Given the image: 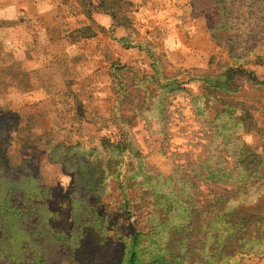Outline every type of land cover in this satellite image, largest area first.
Here are the masks:
<instances>
[{
	"label": "rangeland",
	"instance_id": "374dc122",
	"mask_svg": "<svg viewBox=\"0 0 264 264\" xmlns=\"http://www.w3.org/2000/svg\"><path fill=\"white\" fill-rule=\"evenodd\" d=\"M50 1L57 28L66 32L64 48H70L68 33L75 28L91 24L97 35L79 40L85 41L79 50L70 48L77 56L69 60L52 49V64L60 67L63 61L71 76L66 93L51 99L29 85L38 60L5 63L1 55L6 48L0 43V155L18 167L8 180L0 179V198L15 179L27 182L22 176H32L26 188L9 195L16 215L0 209V226L5 225V232L0 229L5 251L0 250V264H121L128 236L145 230L150 218L147 191L130 187V179L122 188L118 178L109 177L102 190L80 197L74 191L78 166L50 160L45 131L55 132L57 141L81 139L86 145H97L101 136H129L135 164L146 161L151 174H175L178 188L198 184L201 191L193 190L197 205L209 203L223 186L207 182L194 169L218 164L233 171L226 187L237 193L225 198L226 205L257 216L262 239L254 251L236 255L228 264H264V0H227L224 27H219L220 13L211 15L219 12L217 0H211L212 13L201 12L207 0H121L118 15L126 18L125 26L101 12L94 14L93 24L76 2ZM34 2L0 0V29L15 32L19 10L23 24L35 28V13L27 11ZM75 32V39L83 36ZM118 61L127 68L117 75L111 65ZM230 68L252 72L258 81L238 71L229 91L215 88ZM176 80L184 90L162 94L163 88H155ZM120 83L130 94L117 108ZM158 92L162 102L156 109L149 102ZM244 144L262 154L255 177L243 172ZM81 161L87 164L86 158ZM79 212L86 216L83 222ZM214 226L219 223L214 221L208 236H202L205 242Z\"/></svg>",
	"mask_w": 264,
	"mask_h": 264
},
{
	"label": "trees",
	"instance_id": "16d2710c",
	"mask_svg": "<svg viewBox=\"0 0 264 264\" xmlns=\"http://www.w3.org/2000/svg\"><path fill=\"white\" fill-rule=\"evenodd\" d=\"M64 1L65 3L76 2L80 7V11L90 20H93V24H95L94 14L101 12L110 15L118 26L126 25V22L123 21L126 18L122 17V20L118 15L120 13L118 2L121 0ZM122 2L127 4L124 0ZM226 2L227 0H217V4H220L221 7L218 9L219 12L214 14L211 12L214 9L211 0H207V4L201 9V12H211L212 17L220 13L221 24L219 27H224L229 22ZM91 27L92 25L88 24L75 30L82 31L83 37L89 38L97 33L91 30ZM98 27L102 28L101 26ZM214 29H217L216 26ZM111 67L118 75L124 68H127V65H122L118 61L113 62ZM238 71H242L250 78L258 81L252 72L230 68L226 71V80L218 81L215 88L221 91H229L232 85L230 83ZM174 82H166L165 84L161 82L156 84L155 88H163L162 94L185 89L178 80ZM262 83L264 84V82ZM120 86L121 90L116 100L117 108H122L127 103L130 94L127 85L120 83ZM145 87L147 92H150L146 84ZM162 94L158 92L157 95L150 97V107L158 109L162 102ZM130 106L133 109L136 108L133 102ZM54 133L51 131L42 133L49 149L50 160L56 163L70 161V165L75 164V166H78L80 174L75 180L74 191L80 197L86 196L90 192H99L106 185L107 179L112 176L120 180L122 188L130 179L133 181L130 187L136 185L147 191L145 194L152 205V210L148 213L150 218L147 221L145 230L137 229L128 236L127 253L121 264H186V262H189V264H228L236 255L254 251L255 244L261 241V230L255 221L258 217L249 214L240 206L226 205L225 198L228 195H236L237 193V189L234 191V188L228 189L226 187L233 179V171H228L218 164H206L199 168V172L197 168L194 169L193 172L200 173L207 182L223 186L222 193L216 192L215 197L209 203L197 205L194 203L195 194L193 190L201 191L200 188H196L198 184L191 183L190 188L188 186L178 188L176 186L178 185L176 180L178 178L175 177V174H151L146 170V161L138 160L135 164L132 153L136 148L129 136H122L118 140L113 139L111 136H101L97 145H86L81 139L77 141L71 139L62 142L57 141ZM20 134L18 133L19 138ZM253 150L246 144H244L243 149H240V161L244 163L243 172L249 177L257 176L260 172V164L263 163L261 160L262 154ZM241 155L245 156L244 159ZM83 157L87 160L86 165L81 161ZM250 157H253V159L247 160ZM8 159L7 155L4 157L0 155V179L8 180V176L17 173L18 167L11 164ZM137 176H141L142 179H137ZM22 178L29 181L24 182L15 179L13 185L8 189V193L0 198V209L5 214L11 212L9 216H15L17 213L16 204L10 200L9 195L13 191L26 188V184L32 182L30 174L22 176ZM182 208H185L183 213ZM80 216L83 222L86 216L84 214ZM214 221L219 223V227L214 226L212 228L211 237H208L209 241L205 242L202 236H208L209 228L214 224ZM4 227L5 225L2 224L0 229L5 232ZM58 234L60 233L55 235ZM2 242L3 235L0 234V250L2 249ZM1 253H5V251L1 250Z\"/></svg>",
	"mask_w": 264,
	"mask_h": 264
},
{
	"label": "crops",
	"instance_id": "0c3cea01",
	"mask_svg": "<svg viewBox=\"0 0 264 264\" xmlns=\"http://www.w3.org/2000/svg\"><path fill=\"white\" fill-rule=\"evenodd\" d=\"M50 2V0H36L33 3L34 7H31V10H27L28 14H31L32 11L35 13L33 15L37 20L35 28H30L27 27V24H23L24 14L19 10L16 17L20 24L16 28H13L16 29L15 32L11 28L0 29V32L4 34L0 36V43H4L6 48L1 55L4 57V60L7 59L5 63L23 64L33 59L38 60L39 65L31 70L34 73V82L29 83V85L33 88L43 89L46 99L56 98L65 94L69 84L68 77L70 78L71 76L69 69L64 67L63 61L60 67H55L52 64L51 60H54L55 57L52 49H58L61 55L67 57L69 60V58L77 56V54L70 52V48H72V51L75 49L79 50L85 44V41L80 42L79 40L88 39L83 36H78L75 39L73 36L76 31L75 29H79L80 27L75 28L68 33L70 36L72 35V40L69 44L70 48L68 45L64 48L62 38L65 37L66 32L60 31L57 28L58 21L53 18L55 8ZM9 5L13 6L15 4L14 2H10ZM76 41L79 42L75 43Z\"/></svg>",
	"mask_w": 264,
	"mask_h": 264
}]
</instances>
